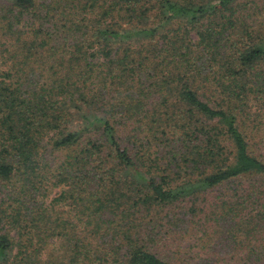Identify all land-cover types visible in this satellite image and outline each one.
Instances as JSON below:
<instances>
[{"label": "trees", "instance_id": "obj_1", "mask_svg": "<svg viewBox=\"0 0 264 264\" xmlns=\"http://www.w3.org/2000/svg\"><path fill=\"white\" fill-rule=\"evenodd\" d=\"M0 264H264V0H0Z\"/></svg>", "mask_w": 264, "mask_h": 264}, {"label": "rangeland", "instance_id": "obj_2", "mask_svg": "<svg viewBox=\"0 0 264 264\" xmlns=\"http://www.w3.org/2000/svg\"><path fill=\"white\" fill-rule=\"evenodd\" d=\"M233 238H234V240H232V239H231V241L228 240L229 243H230V248H232V247L235 245V244H233V243H234V241H236V238H235V237H233ZM214 240H216V237H214ZM191 245H193V246H192V251H191V252H193V255H192V254H190V255H191L192 258H194V260H195V254H194V253H195V251H196V252H199V249H200V248H199V247H196V248H195V245H194L193 240L190 241L189 243H186V244H185V246H187L188 249H191V247H190ZM235 247H236V246H235ZM235 249H236V248H235ZM243 255L246 256L245 254H243ZM243 255H242V256H243ZM224 257H226V259H227V258H234V259H235V258L237 257V255H233L232 253H231V254L229 253V254L224 255Z\"/></svg>", "mask_w": 264, "mask_h": 264}]
</instances>
